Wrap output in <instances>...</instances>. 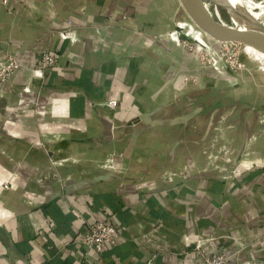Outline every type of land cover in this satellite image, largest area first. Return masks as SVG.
<instances>
[{"label": "crops", "instance_id": "crops-1", "mask_svg": "<svg viewBox=\"0 0 264 264\" xmlns=\"http://www.w3.org/2000/svg\"><path fill=\"white\" fill-rule=\"evenodd\" d=\"M184 16L179 0H0V55L18 62L0 81V264H202L201 237L229 264H264V167L201 169L222 114L232 153L264 160V86L199 69L181 41L210 38ZM44 50L58 61L42 71ZM104 219L114 244H77Z\"/></svg>", "mask_w": 264, "mask_h": 264}, {"label": "rangeland", "instance_id": "rangeland-1", "mask_svg": "<svg viewBox=\"0 0 264 264\" xmlns=\"http://www.w3.org/2000/svg\"><path fill=\"white\" fill-rule=\"evenodd\" d=\"M200 1L202 6L212 17L224 21L226 23H232L231 13L228 11V9L224 7L221 0H200ZM232 1L238 9L246 10L253 16V18L258 19L257 24L261 27L259 28L261 30L262 29L264 30V0H232ZM184 13L186 14V16H184L186 23H189L190 21L194 22L189 17L185 9H184ZM179 26H181V28L185 30V27L182 24L179 23ZM196 29L202 32L200 28L199 29L196 28ZM208 37L210 38L209 44L212 45L213 48H215V50L211 51V55L213 59L211 58L210 62L208 61L209 57L207 56V54L203 53V52H207L205 49L198 51L197 49L192 50L191 48L188 47L187 43L189 42H192L193 47L196 45L195 44L196 42L191 41L189 37L188 39H184L186 40V44L184 45L181 44L182 48L187 50L186 52L193 53L196 56L199 69H204L206 67H215L217 68V70L226 72L227 74H230L233 77L237 75H246L252 77L254 80L249 85L255 86L256 88L264 86V82H263L264 73L263 75L256 73L257 72L255 71L256 64L251 63V60L247 58L246 49L252 51L249 52L248 55L251 59L257 62H259L260 57H264L263 56L264 54L250 49L249 47L245 46L243 43H239L235 41L223 43L214 40L209 35ZM213 43H216V45H214ZM200 45L204 47L206 43L200 42ZM213 60L215 62L214 64H212ZM194 78H195V74H194ZM184 80L192 81L190 75L189 76L185 75ZM233 80H234L233 86L239 87L241 83L235 79ZM2 82L5 83L6 81H2ZM4 91H5L4 87L0 86V93H3ZM258 109L259 110L257 111V119H258L257 122L260 128L259 132L264 133V107ZM225 123H227V119L225 115L224 114L219 115L217 118V124L214 127L213 132L207 144L203 148L201 147L202 148L201 155H203V158L205 160V163H203L201 169L203 171L217 172L220 175L221 180L223 181L224 180L235 181L237 177L246 170L264 167V160L249 161V163L245 164L243 163L241 155L232 153V150H235V148L232 145V142L224 137ZM230 123L231 122H229V124ZM1 133L2 131L0 130V134ZM2 135L6 136V133ZM102 166L106 168L107 164L106 165L103 164ZM55 178L57 177L55 176ZM7 182L9 187V181ZM5 183H3V187L7 188L5 187V185H7ZM200 239H201L200 241L203 242L204 240H208V237L205 238L201 237ZM201 242L199 243L196 242L193 247L197 252H199L202 264H205L207 260L213 262V264H229L227 257L225 255V251H223V249L218 247L217 251L212 252L209 249H207L206 246L204 247ZM209 243L211 242H208V244ZM245 264H250V263L246 262Z\"/></svg>", "mask_w": 264, "mask_h": 264}, {"label": "built area", "instance_id": "built-area-1", "mask_svg": "<svg viewBox=\"0 0 264 264\" xmlns=\"http://www.w3.org/2000/svg\"><path fill=\"white\" fill-rule=\"evenodd\" d=\"M2 2H7V0H1ZM176 33L178 32H183L184 29L179 26L177 23L176 27ZM223 43H228L231 41H222ZM195 43V42H194ZM181 44H186V40H182ZM188 47L191 48L192 50H198L201 51L205 49L207 52H203L207 54L208 61L210 62L212 55L211 51L215 50V48L212 47L208 43L204 47L200 44L195 43L196 45L193 47L192 42L187 43ZM213 59V58H212ZM58 61V58L56 54L49 52V51H42L39 54V57L36 62V68L45 71L51 66L55 65ZM214 60L213 63L214 64ZM18 62L17 60L13 57L12 54L4 53L0 55V80L2 81H7L11 73L17 68ZM191 80H195L191 79ZM108 106L111 108H115L117 105L116 100H109ZM106 165V164H105ZM108 167H111V165H107ZM59 179V178H58ZM7 187V185H5ZM118 237V228L113 225L109 220H99L95 221L93 223L87 224L81 232L77 235L76 242L77 244L81 246H85L88 249H94L98 252L104 251L107 246L112 245L116 242ZM205 264H213V262H210L209 260L206 261Z\"/></svg>", "mask_w": 264, "mask_h": 264}, {"label": "water", "instance_id": "water-1", "mask_svg": "<svg viewBox=\"0 0 264 264\" xmlns=\"http://www.w3.org/2000/svg\"><path fill=\"white\" fill-rule=\"evenodd\" d=\"M194 23L209 36L220 41L239 42L264 54V32L229 0H221L232 14V23L212 17L200 0H179Z\"/></svg>", "mask_w": 264, "mask_h": 264}, {"label": "bare ground", "instance_id": "bare-ground-1", "mask_svg": "<svg viewBox=\"0 0 264 264\" xmlns=\"http://www.w3.org/2000/svg\"><path fill=\"white\" fill-rule=\"evenodd\" d=\"M229 2H231V4H233L234 5V3H233V1L232 0H229ZM235 6V5H234ZM236 7V6H235ZM229 11V10H228ZM230 12V11H229ZM231 13V12H230ZM231 17H232V14H231ZM202 30V29H201ZM207 34V33H206ZM213 38V37H212ZM214 40H216V41H220V40H217V39H215V38H213ZM220 42H222V41H220ZM245 46H247V47H249L250 49H253V50H256L255 48H253V47H251V46H249V45H246V44H244ZM257 52H259L258 50H256ZM260 53H262V52H260ZM263 54V53H262Z\"/></svg>", "mask_w": 264, "mask_h": 264}]
</instances>
